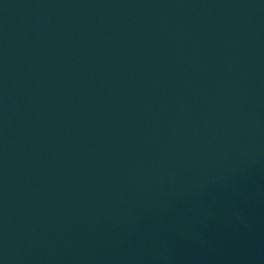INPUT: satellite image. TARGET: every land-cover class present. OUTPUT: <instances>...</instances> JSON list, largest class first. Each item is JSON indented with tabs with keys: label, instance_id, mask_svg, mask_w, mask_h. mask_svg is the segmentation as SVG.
<instances>
[{
	"label": "water",
	"instance_id": "1",
	"mask_svg": "<svg viewBox=\"0 0 264 264\" xmlns=\"http://www.w3.org/2000/svg\"><path fill=\"white\" fill-rule=\"evenodd\" d=\"M0 264H264V0H0Z\"/></svg>",
	"mask_w": 264,
	"mask_h": 264
}]
</instances>
